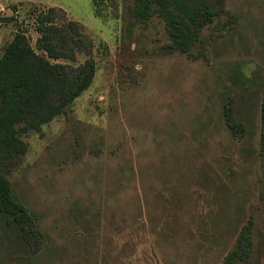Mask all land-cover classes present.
<instances>
[{
	"label": "rangeland",
	"instance_id": "rangeland-1",
	"mask_svg": "<svg viewBox=\"0 0 264 264\" xmlns=\"http://www.w3.org/2000/svg\"><path fill=\"white\" fill-rule=\"evenodd\" d=\"M133 6L0 0V57L18 31L36 49L35 17L56 8L97 65L63 115L22 137L28 152L7 178L41 243L26 247L0 219V264H223L246 227L239 264H264V0H224L191 56Z\"/></svg>",
	"mask_w": 264,
	"mask_h": 264
},
{
	"label": "trees",
	"instance_id": "trees-1",
	"mask_svg": "<svg viewBox=\"0 0 264 264\" xmlns=\"http://www.w3.org/2000/svg\"><path fill=\"white\" fill-rule=\"evenodd\" d=\"M223 4L224 0H134L132 12L142 22L160 18L170 40L169 51L191 56L200 43L202 31L221 15ZM96 16H102L99 8ZM62 17L56 8L40 11L35 17V30L39 34L36 49L27 33L18 31L0 57V219L15 228L26 247L39 245L41 234L28 208L16 200L7 174L28 152L23 135L39 132L63 115L91 87L97 70L91 58V41L79 23L67 22ZM78 55L85 60L76 62ZM226 117L233 131L244 132L232 107ZM261 125L264 159V102ZM252 247V230L246 227L223 264L247 261Z\"/></svg>",
	"mask_w": 264,
	"mask_h": 264
}]
</instances>
